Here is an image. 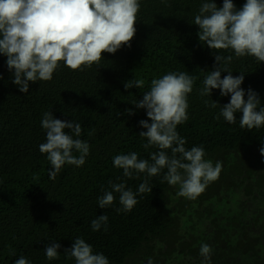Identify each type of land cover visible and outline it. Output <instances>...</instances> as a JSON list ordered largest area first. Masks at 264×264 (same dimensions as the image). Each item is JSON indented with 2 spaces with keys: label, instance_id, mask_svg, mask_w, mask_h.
<instances>
[{
  "label": "trees",
  "instance_id": "trees-1",
  "mask_svg": "<svg viewBox=\"0 0 264 264\" xmlns=\"http://www.w3.org/2000/svg\"><path fill=\"white\" fill-rule=\"evenodd\" d=\"M139 2L131 47L104 52L99 65L83 71L61 61L52 80L29 82L28 93L12 82L7 57L0 54V264H13L22 255L32 264H75L65 249L78 236L94 253H104L110 264H147L149 258L153 264H200L202 243L212 248V264H264V126L241 128L240 112L234 114L235 124L223 117L217 120L220 106L211 108L205 101L222 106L231 94L221 96L213 89L211 96L199 95L215 55H232L227 68L233 76L244 73L245 99L251 88L264 106V62L253 56L237 58L232 49L213 50L199 41L194 18L206 0ZM214 2L223 5V0ZM233 3L239 9L246 0ZM170 71L197 77L188 95L189 119L177 131L186 138V148L202 144L205 159L222 162L218 186L210 183L214 191H204L195 200L176 192L175 207L167 212L164 169L149 178L152 192L138 196L131 212L117 213L119 193L111 206L100 208L97 198L110 190L109 181H124L135 192L146 178V173L124 177L123 170L113 166V157L134 151L150 160V153L159 151L143 147L147 140L139 133L147 129L139 121L151 120L147 110L133 102L143 99L153 78ZM227 74L222 72L221 78ZM133 78L143 79L144 87L125 89L124 83ZM46 111L79 123V138L90 144L84 165L65 164L55 180L49 178L50 162L38 147L46 142L41 127ZM167 152L171 155V149ZM187 207L191 210L186 217ZM102 214L109 217L107 231H93L91 220ZM53 242L61 245L59 259L49 261L44 249Z\"/></svg>",
  "mask_w": 264,
  "mask_h": 264
},
{
  "label": "clouds",
  "instance_id": "clouds-1",
  "mask_svg": "<svg viewBox=\"0 0 264 264\" xmlns=\"http://www.w3.org/2000/svg\"><path fill=\"white\" fill-rule=\"evenodd\" d=\"M140 8L139 0H0V54L7 57L8 70L14 77L12 82L20 92L28 93L29 82L52 80L61 61L65 67L83 71L93 64L99 65L102 53L114 54L124 46L131 47ZM194 24L199 26V41L209 48L232 49L237 58L253 56L264 62V0H246L239 9L233 0H223L222 7L214 0H206L195 15ZM232 59V55H215L216 63L204 77L199 95L211 96L213 89H219L221 96L231 94L230 101L222 106L215 100L205 101L211 108L220 106L215 119L223 117L229 124H235L234 114L240 112L241 128H260L264 126V106L251 88L245 99V90L241 87L244 73L233 76L227 68ZM222 72L228 74L221 78ZM196 79L188 72L170 71L153 78L143 99L133 102L136 108L146 109L151 120V123L144 119L139 121L147 129L139 133L147 140L143 147L154 146L159 151L150 153V160L140 159L134 151L115 155L113 166L122 169L124 177L139 178L140 173H146V178L135 192L124 181H109L110 190L105 189L97 198L100 208L111 206L116 200L115 194L119 193L121 207L116 209L117 213L131 212L139 202L138 196L152 192L149 178L160 175L164 169L167 171L163 180L171 186L178 185L177 195L189 200L197 199L210 183L219 179L222 162L205 159L202 144L186 148V138L177 131V126L189 119L188 95ZM144 85L143 79L133 78L124 83V88H143ZM126 111L134 114L132 109ZM41 127L46 130V142L38 147L50 162V179L55 180L65 164L84 165L90 144L79 138L82 133L79 123L55 118L51 111H46ZM74 151L79 155H73ZM260 153L264 155V147L260 148ZM108 220L109 217L102 214L91 220L90 226L93 231L102 227L107 231ZM60 247L57 242L47 244L46 258L59 259ZM65 253L75 258V264H110L104 253H94L93 246L79 236ZM199 254L200 264H212L209 244L202 243ZM13 264L32 262L22 255ZM147 264H153V260L149 258Z\"/></svg>",
  "mask_w": 264,
  "mask_h": 264
},
{
  "label": "rangeland",
  "instance_id": "rangeland-1",
  "mask_svg": "<svg viewBox=\"0 0 264 264\" xmlns=\"http://www.w3.org/2000/svg\"><path fill=\"white\" fill-rule=\"evenodd\" d=\"M218 181H219V179L215 181V187L218 186ZM231 182H232V179L230 180V183ZM221 183L222 184H225L224 180L221 179ZM210 189L211 188L207 187L206 190H205V192L208 193L210 191H214L213 189L212 190H210ZM178 190H179V186L178 185L177 186H171V185H169V188L165 192V195L167 197H169L168 199H170V200L167 201V204L164 206L165 211L171 212L174 209V207H175L174 204H175V202L177 200V197H176V194L175 193L178 192ZM232 191H233L232 193L236 194L235 193L236 192L235 189H232ZM236 197L237 196H234V200L236 199ZM190 210L191 209L189 207L185 208V215H186V217L189 215Z\"/></svg>",
  "mask_w": 264,
  "mask_h": 264
}]
</instances>
